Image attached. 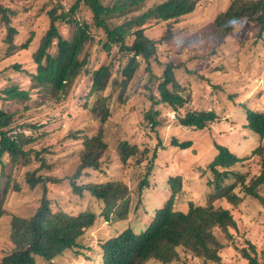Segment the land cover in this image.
<instances>
[{
    "label": "trees",
    "instance_id": "obj_1",
    "mask_svg": "<svg viewBox=\"0 0 264 264\" xmlns=\"http://www.w3.org/2000/svg\"><path fill=\"white\" fill-rule=\"evenodd\" d=\"M68 1L69 7L59 2L46 11L48 26L31 55L36 70L30 75L26 73V76L28 81H34L35 88L46 91L56 101L67 98L77 83L83 77L89 76L90 100L88 99L89 105L85 102L84 106L98 120V129L96 133L85 134L83 137H78V131L71 130L70 138L83 141L81 148L74 150L76 163L72 168V175L66 177L67 179H60L45 174L46 159L41 155L46 149L41 152L26 148V144L40 139L12 129L16 112L11 113L0 108V183L4 176L5 157L17 169L31 166L37 161L39 168L27 170L24 181L29 191L41 192L40 203L31 214L13 216L10 231L12 249L0 259V264H37L38 258L52 261L67 250L82 248L79 239L86 230L94 226L100 214L107 219L123 220L128 217L133 201L136 199L141 202L143 190L149 185L155 154L145 165L144 175H141V180L138 179L137 189H132L120 178L90 180L91 174L101 169L105 161L103 158L109 149V121L131 99L143 96L144 103H152L144 114L146 121L150 122L151 131L159 124L155 119L158 111L154 105L160 103H165L170 112H173V116L179 120L177 125L183 129H192L195 133L212 132L214 137L216 124L220 121L221 115L211 105L196 107L195 98L201 99V91L197 85L189 87L179 82L174 71L175 68L179 69V65L158 59L159 44L168 39L167 37H172V28L168 24H177L183 17L195 12L197 0ZM149 3L152 4L150 7ZM224 5L212 20L211 35L216 44L211 53L216 54L230 44V36L241 21H247L257 28L254 44L263 39L264 0H227ZM14 13L9 6L0 3V20L7 25L3 41L7 45L6 54L9 57L15 56L21 50H28L35 40L29 34L28 39L17 46L19 44L14 37L17 29L10 24V15ZM116 18L125 20L113 26ZM150 19L166 22L168 36L159 39L150 37L146 25ZM62 26L68 32H63ZM189 34L186 32L184 36ZM182 39L180 47H185L189 41L186 37ZM239 41L241 48L246 45L245 40ZM97 44H102L101 53L105 56V62L91 70V57L97 53L94 49ZM3 60L0 57V79L3 82L13 81L15 76L19 74L20 77L26 71L18 62H9L8 65L4 60L7 65L2 67ZM153 61L166 65L162 76L156 77L158 84L155 94L151 93L150 86L153 74L149 65ZM247 69L251 71L249 67ZM217 70L221 71V68L217 67ZM148 72L150 75L143 82L141 73ZM193 72L196 71L192 70ZM2 73L9 77L2 78ZM210 84L211 89L203 88L205 91L209 90L210 95L213 90H224V83ZM1 88V99L21 101L30 98L29 90H22L19 85ZM195 90H198L196 94ZM158 95L160 98L157 100ZM227 97L242 113L245 111L246 122L243 127L258 134L260 142L244 157L232 152L227 144L217 140L213 142L216 154L207 167L213 175L208 185L214 191L207 201H190L186 210L177 208V195H182V180L179 176L170 178L172 193L155 212L146 229L137 231L128 225L101 245L103 264H146L150 260L171 264L181 260L183 253L191 255L195 260L192 264H220L223 261V250L230 248L232 238L229 228H234L236 222L231 210L222 207L220 203L224 201L233 206L240 204L244 198L236 190L240 187L245 196L253 197L264 204V194L260 192L261 189L264 190V104L252 108L241 101L242 95L237 92L229 93ZM188 146H191V142L179 145L180 148ZM148 152L147 146L141 149L138 143L129 139L119 141L116 148L123 166L139 165ZM255 156H260V173L252 175L246 183L248 171L242 173L237 166ZM7 177L3 195L9 193L10 188L20 189L21 182L17 177L13 178L11 174ZM83 179H87V182H83ZM63 180H68L76 201L91 196L94 203L100 205V212L92 210L90 206L77 214L64 208L54 210L47 198V191L50 185L59 184ZM2 201L3 199L0 200V216L3 214ZM217 230L224 234L218 235ZM248 244V249H239L240 257L235 264H264V254L250 241Z\"/></svg>",
    "mask_w": 264,
    "mask_h": 264
},
{
    "label": "rangeland",
    "instance_id": "obj_2",
    "mask_svg": "<svg viewBox=\"0 0 264 264\" xmlns=\"http://www.w3.org/2000/svg\"><path fill=\"white\" fill-rule=\"evenodd\" d=\"M226 1L197 0L195 12L183 17L177 24L172 22L168 24L172 28V37H167L168 39L159 44L158 48V59L161 62H172L174 65H179V69L174 70L179 82L189 87L197 85L201 91V99L195 98L196 107L211 105L221 115L219 123L216 124V132L213 131L214 137L212 132L205 131V134H202V132L195 133L192 129L181 128L177 125L179 120L173 116V112H170L165 103L154 105L158 111L155 119L159 124L156 125L154 131H151L150 122L146 121L144 114L150 109L152 103H144L143 96L131 99L109 121L107 125L109 149L103 158L105 161L101 169L93 172L90 180L103 181L120 178L124 179L132 189H137L138 179H142L141 175H144L145 165L155 154L149 185L143 190L141 202L135 199L128 217L123 220L107 219L100 214L94 226L86 230L79 239L82 248L67 250L52 261L38 258L37 264H103L101 245L128 225L137 231L146 229L155 212L165 204L172 193L170 178L179 176L182 180V195H177V208L186 210L190 201L194 203L207 201L214 191L208 185L213 175L207 167L208 162L216 154L213 142L217 140L222 144H227L232 152L240 157L246 156L253 146L260 142L258 134L243 127L246 122L245 111L242 113L240 108L235 107L227 95L232 92L241 94V101L248 103L252 108L264 104V35L263 39L261 38L258 43L254 44L257 28L247 21H241L230 36V44L216 54L211 53L216 44L211 35L212 20L225 7ZM59 2L69 7L68 0H0L1 4L9 6L15 12L10 15V24L17 29L14 34L15 42L19 44L17 46L23 44L29 34L35 38L28 50H21L16 52L15 56L9 57V54H6L7 45L3 41L7 25L0 20V57L4 58L8 65L9 62H18L26 70L20 74V77L19 74L15 76L13 81L3 82L0 79V90L2 86L6 88L19 85L22 90L30 92L28 100L7 101L0 98V108L11 113L16 112L12 129L40 139L26 144V148L40 151L46 149L41 155L46 159L45 174L67 179L66 177L72 175V168L76 163L74 150L80 149L83 141L70 138L72 137L71 130L78 131V137H83L85 134L96 133L99 125L98 120L84 106L85 102L89 105L91 78L83 77L67 98L56 101L46 91L35 88L34 81L32 79L28 81L26 76V73L30 75L36 70L31 55L48 26L46 11ZM151 5L149 3L148 7ZM124 20V18H116L113 26L121 24ZM146 25H148L147 34L150 37L159 39L168 36L166 22L150 19ZM63 32H68V29L63 28ZM186 32L192 35L184 36ZM181 37H186L189 41L185 47H180ZM240 39L245 40L246 43L242 48ZM94 49L97 53L91 57V70H95L105 62V56L101 53L102 44L95 45ZM4 60L1 62L2 67L6 64ZM158 62L153 61L149 65L153 74L150 82L153 94L156 93L155 88L158 84L156 77L162 76L166 66ZM217 67L221 68V71L217 70ZM192 70L196 72L192 73ZM141 74L143 82L150 75L149 72ZM1 77L5 78L9 75L2 73ZM209 81L213 84L224 83V90L221 92L217 89L213 90V94L210 95L209 90H203L206 87L211 89ZM197 91L195 90L194 94ZM159 98L158 95L156 99ZM237 113L241 115L238 117ZM23 114L25 115L22 116ZM122 139L138 143L141 149L146 146L149 148L145 159L139 165L123 166L116 153L117 145ZM184 142H191V146L180 148L179 145ZM259 157L248 158L241 162L242 165L237 166L242 173L248 171L246 183L252 175L260 173ZM5 162L4 176L0 183V200L3 199L1 203L3 214L0 216V259L12 249L10 231L13 216L31 214L39 205L41 197V192L29 191L24 181L27 170L39 168L37 161L22 169L13 167L7 157H5ZM130 162L132 163L133 160ZM9 174L13 178L17 177L21 182L20 189L10 188L9 193L3 195L2 190L6 188ZM83 180L87 182V179ZM70 187L68 180L49 186L47 198L51 201L54 210L64 208L77 214L80 210H85L90 206L92 210L100 212V205L95 204L91 196H86V199L82 201H76ZM236 190L238 194L244 196L240 204L233 206L224 201L220 203L222 207L231 210L236 222L234 228H229L232 235L230 248L223 250L224 258L220 264H235L240 257L239 249H248L249 241L260 253L264 254V204L253 197L245 196L240 187ZM260 192L264 194L263 189ZM217 233L218 235L224 234L220 230H217ZM194 261L190 254L183 253L181 260L171 264H192ZM146 264L162 263L150 260Z\"/></svg>",
    "mask_w": 264,
    "mask_h": 264
}]
</instances>
